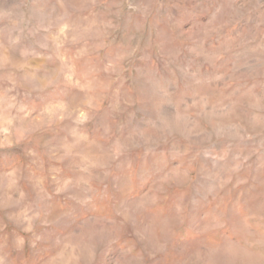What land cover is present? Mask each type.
Listing matches in <instances>:
<instances>
[{"label": "rangeland", "instance_id": "obj_1", "mask_svg": "<svg viewBox=\"0 0 264 264\" xmlns=\"http://www.w3.org/2000/svg\"><path fill=\"white\" fill-rule=\"evenodd\" d=\"M0 264H264V0H0Z\"/></svg>", "mask_w": 264, "mask_h": 264}]
</instances>
